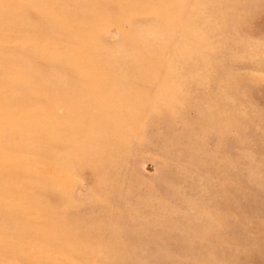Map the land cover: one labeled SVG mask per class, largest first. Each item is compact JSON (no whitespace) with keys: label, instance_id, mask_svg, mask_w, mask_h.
Here are the masks:
<instances>
[{"label":"rangeland","instance_id":"obj_1","mask_svg":"<svg viewBox=\"0 0 264 264\" xmlns=\"http://www.w3.org/2000/svg\"><path fill=\"white\" fill-rule=\"evenodd\" d=\"M0 264H264V0H0Z\"/></svg>","mask_w":264,"mask_h":264}]
</instances>
